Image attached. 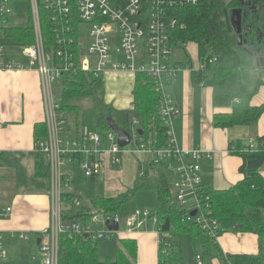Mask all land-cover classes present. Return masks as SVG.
Returning <instances> with one entry per match:
<instances>
[{
  "label": "trees",
  "instance_id": "1",
  "mask_svg": "<svg viewBox=\"0 0 264 264\" xmlns=\"http://www.w3.org/2000/svg\"><path fill=\"white\" fill-rule=\"evenodd\" d=\"M15 3L27 4L28 10L23 14L25 24L0 25V44L8 50L19 49L35 43V33L30 9V0H9ZM262 1L264 0H257ZM239 0H209L197 6L175 8L170 11L178 21L173 33V43L178 46L194 43L198 46L199 61L204 65L199 71H192L194 86L213 89V104L215 106L233 105L227 114H217L213 118L215 128L229 129L238 126L256 125L264 115V104L253 106L252 101L261 86L259 80L256 88L251 90L250 82L254 69L244 67L238 53L237 36L233 30L230 11L240 8ZM18 16H22L17 13ZM41 28L45 45L56 49V29L51 20L52 13L45 7H40ZM80 20L73 10L72 26L78 31ZM184 24V28H182ZM76 38V47L78 38ZM77 54L78 48L76 49ZM76 54V55H77ZM79 60L77 55V61ZM182 65V64H181ZM184 66V64H183ZM191 69V68H190ZM63 92L60 99L62 110L73 116L74 126L72 136H77L83 125L80 124V103L84 100L92 102L95 112V132L106 138L112 130L107 119L112 118L122 129L132 136L130 146L146 145L156 151L168 147L170 127L161 117L159 109L160 94L155 90L154 82L145 74H138L134 79L133 108L129 110L116 109L106 101V86L102 78L80 70H75L62 79ZM239 100V103H235ZM141 130V133H139ZM48 135L44 123L35 127V140L39 142ZM134 143V144H133ZM255 148L250 142L235 141L230 144L229 152L243 159L240 168L244 179L226 190H215L204 184L210 195V210L212 218L217 220L220 229L218 237L225 233L254 234L258 237L259 251L257 255H226L218 246L216 238L205 232L195 221H188L185 211L178 207L173 189V179L163 164L154 165L147 162L143 172L133 188L116 198L100 197L96 194V178L85 179L77 170V186L84 194V204L81 208H71L68 211L71 219H77L83 225H89L92 211L100 213L119 214L127 218L137 210L135 198L142 191L157 195L158 210L152 213L157 217L158 231L167 234L171 248L160 249L159 264H184L181 254L182 238L187 236L194 253L201 256L203 264H211L218 260L221 264H264V177L260 173L264 166V136L256 138ZM36 175L49 180V169L45 158L38 153L36 156ZM117 256L114 259L102 260L98 242L86 234H64L60 237L59 264H136L138 249L135 240L119 241Z\"/></svg>",
  "mask_w": 264,
  "mask_h": 264
},
{
  "label": "built area",
  "instance_id": "2",
  "mask_svg": "<svg viewBox=\"0 0 264 264\" xmlns=\"http://www.w3.org/2000/svg\"><path fill=\"white\" fill-rule=\"evenodd\" d=\"M209 0H30L29 5L35 33V43L19 49L8 50L0 44V72L36 70L41 78L48 135L37 142V152L45 158L49 169L50 224L41 233L40 251L44 264H59L60 237L64 234H86L94 242L119 237L141 226L139 221L158 224L157 217L149 211L136 210L127 218L119 214H105L92 211L90 223H102L105 231H92L90 225H83L71 219L68 211L81 208L84 194L78 189L77 170L85 179L99 178L109 164L120 165L121 155L136 156L149 154L154 165L163 164L173 179L175 201L188 221H195L203 231L216 238L220 225L212 218L210 195L207 194L202 175V160L210 157L197 150L180 149L173 137L172 126L180 110L168 88L178 73L191 70L172 62L174 49L173 33L178 25L172 9L197 6ZM0 0V18H16L18 14ZM52 13L51 20L56 29V49L45 45L41 28L40 7ZM80 20L78 31L72 26L73 10ZM184 28V24H182ZM88 43L85 47V35ZM78 46L76 47V38ZM117 44V47L115 46ZM182 45L180 42L178 46ZM87 53H85V49ZM78 48V53L75 52ZM79 60L77 61V55ZM204 65L200 62L199 71ZM75 70L95 75L105 80L107 73H128L134 77L147 75L160 94L159 109L164 122L170 127L168 147L152 150L146 145L121 148L118 136L113 131L104 138L96 132L85 129L72 136L74 122L63 110L60 99L55 96V83ZM235 103H239L236 100ZM255 148L254 141L250 142ZM196 212L194 217L192 212ZM12 208L6 209V214ZM117 224L118 230L109 225ZM139 225V226H138ZM160 249L167 252L171 248L167 234L158 232ZM28 240L29 236H21ZM9 254L5 233L0 230V264H7ZM197 263L203 264L201 256Z\"/></svg>",
  "mask_w": 264,
  "mask_h": 264
},
{
  "label": "crops",
  "instance_id": "3",
  "mask_svg": "<svg viewBox=\"0 0 264 264\" xmlns=\"http://www.w3.org/2000/svg\"><path fill=\"white\" fill-rule=\"evenodd\" d=\"M181 73L183 75L179 74L170 84V92L180 110L172 126L175 143L182 150L207 153L210 157L201 163L203 183L215 190L229 189L244 179L240 172L243 159L229 152L230 144L241 140L252 142L264 136V115L253 126L215 128L214 116L230 113L233 105L215 106L213 89L194 86L191 70L184 69ZM263 76L260 79L264 81ZM105 78L106 101L119 110L132 109L135 77L128 73L109 72ZM119 86L123 94L116 93ZM123 98L127 99L126 106H120ZM262 104L264 85L252 101L253 106ZM44 117L39 73L36 70L0 72V230L5 233L7 249L14 239H19L29 243L36 240L40 250L38 240L42 241L41 233L50 224L49 182L36 175L35 127L43 123ZM121 158L120 165L109 164L105 174L96 178L97 196L116 198L127 192L134 187L144 165L152 161L149 154L139 157L125 153ZM260 173L264 177V166ZM9 207L12 212L6 214ZM139 222L141 226L121 236L120 240L136 241L137 264H159L157 225L151 221ZM21 236H29V239ZM218 246L226 257L257 255L259 251L258 237L254 234L225 233L220 236ZM184 264L192 263L184 260ZM195 264H198L197 255ZM211 264L221 263L213 260Z\"/></svg>",
  "mask_w": 264,
  "mask_h": 264
},
{
  "label": "rangeland",
  "instance_id": "4",
  "mask_svg": "<svg viewBox=\"0 0 264 264\" xmlns=\"http://www.w3.org/2000/svg\"><path fill=\"white\" fill-rule=\"evenodd\" d=\"M5 6L9 9H12L14 12L20 13L22 15L20 17L11 19L9 24L26 23V17L23 16V14H25V12L28 10L27 4L9 2L5 4ZM3 20L5 19L0 18V25H3L4 23ZM84 39H85L84 46L86 47L88 43L87 33ZM115 46L117 47V44H115ZM238 51L242 59L243 66L251 67L255 69L253 78L251 79L250 82V88L251 90H253L257 86L262 74L264 75V68L255 67L254 61L249 56L247 55L245 56L243 54L244 51L242 48H239ZM198 52H199L198 46L194 43L179 45L174 49L172 55V62L175 64H179V63L184 64L187 67H190L191 69H196L199 67ZM85 53L88 54L86 49H85ZM179 74L183 75V73L179 72L177 77L179 76ZM177 77L175 79H177ZM170 88L171 86L168 88L169 92H170ZM120 90L122 89H120L119 86V91L116 90V93L120 92L121 94H123L124 92ZM62 92H63L62 81H57L55 83V96L58 99H61ZM126 100L127 99L123 98L122 103H120V106H126L124 105L126 104ZM80 105L82 106V109L79 113V118H80V124L83 125L82 129L94 133L96 120H95V112L93 110L92 102L90 100H84L80 103ZM71 117L73 118V116ZM72 122H74V119H72ZM135 203H136V207L140 211H149L151 213H156L158 210L157 195L149 191H142L138 193L135 198ZM153 224L155 225V223ZM89 225L92 231H105V227L102 223H89ZM144 229L145 227L142 230ZM119 241H120V237L117 234H114L112 235L110 240H100L98 242V248L101 255L100 257L102 260H106L108 258L114 259L117 256V250L120 244ZM180 252L184 260L192 264L193 263L195 264L196 255L187 236H184L182 238ZM8 253H9V264H44L43 254L40 252L36 240H33L32 242L29 243L23 240L14 239L12 241V244L8 247Z\"/></svg>",
  "mask_w": 264,
  "mask_h": 264
},
{
  "label": "flooded vegetation",
  "instance_id": "5",
  "mask_svg": "<svg viewBox=\"0 0 264 264\" xmlns=\"http://www.w3.org/2000/svg\"><path fill=\"white\" fill-rule=\"evenodd\" d=\"M243 5L242 16L246 17L242 26V43L247 41V48L254 47L258 52L255 55L246 52V47L243 45V51L254 61L256 67H264V38L257 31L261 29L264 24V2L252 0L253 5H250L247 0H239ZM264 26V25H263Z\"/></svg>",
  "mask_w": 264,
  "mask_h": 264
},
{
  "label": "water",
  "instance_id": "6",
  "mask_svg": "<svg viewBox=\"0 0 264 264\" xmlns=\"http://www.w3.org/2000/svg\"><path fill=\"white\" fill-rule=\"evenodd\" d=\"M248 2L250 5H253V2L252 0H247V6H248ZM242 6L240 8H237V9H233L230 11V20H231V24H232V27H233V30L237 36V42H238V46L239 47H242L243 45H245L246 47V52L248 53H252V55H255V52H258V50H256L254 47L252 48H247V41L243 44L242 43V39H243V36H242V26H243V23L245 21V18L246 17H243L242 16V12H243V9H242ZM263 22H264V18H263ZM264 25V24H263ZM262 25L261 29L258 30L257 32L260 33V35L264 38V26ZM107 124L109 126V128L115 133L117 134L118 136V144L121 148H126L128 146L131 145L132 143V136L131 134L120 128L116 123L115 121L112 119V118H108L107 119ZM139 133H141V130H139ZM196 215V212H192L191 216L194 217ZM109 229L111 230H118V225L117 224H112V225H109L108 226ZM86 237H88V235H86ZM41 243V240L39 239L38 240V245H40Z\"/></svg>",
  "mask_w": 264,
  "mask_h": 264
}]
</instances>
